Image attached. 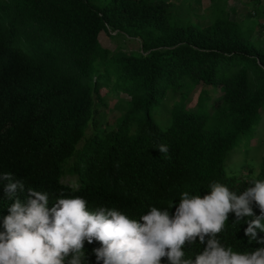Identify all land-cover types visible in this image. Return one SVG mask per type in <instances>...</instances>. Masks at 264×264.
<instances>
[{
    "label": "trees",
    "instance_id": "trees-1",
    "mask_svg": "<svg viewBox=\"0 0 264 264\" xmlns=\"http://www.w3.org/2000/svg\"><path fill=\"white\" fill-rule=\"evenodd\" d=\"M169 8L0 0V264H264V148L257 172L226 164L264 116V46L227 15L169 24ZM110 32L138 50L103 47ZM106 94L122 109L102 121ZM13 182L59 201L31 218L65 222L73 200L82 236L46 252L10 235Z\"/></svg>",
    "mask_w": 264,
    "mask_h": 264
},
{
    "label": "rangeland",
    "instance_id": "rangeland-1",
    "mask_svg": "<svg viewBox=\"0 0 264 264\" xmlns=\"http://www.w3.org/2000/svg\"><path fill=\"white\" fill-rule=\"evenodd\" d=\"M93 4H103L105 0H90ZM165 1L169 4V24L172 22L178 24L193 23L197 26H204L215 16L227 15L230 20L237 21L240 33L250 34L252 39L258 37L259 44L264 46V31L259 33V27L264 24V0H155ZM259 33V35H258ZM98 40L103 47L110 49H119L118 51L127 52L138 50V40L121 37L115 32L110 35L100 33ZM187 97L185 106L191 108L197 103L198 89L191 86H185ZM107 90V89H105ZM108 95V94H106ZM219 95V93H218ZM120 98L128 99L124 94H119ZM197 99V100H196ZM116 102V103H115ZM105 105L100 107L103 111L101 120L118 116L122 109L121 101L110 97H105ZM110 103L113 106H110ZM255 139V140H254ZM264 148V116L260 119L253 133L252 139L247 145L243 144L238 150L228 157L227 166L233 168L234 173L241 175L247 172H257L260 163V157ZM67 177L62 178L66 182Z\"/></svg>",
    "mask_w": 264,
    "mask_h": 264
},
{
    "label": "clouds",
    "instance_id": "clouds-1",
    "mask_svg": "<svg viewBox=\"0 0 264 264\" xmlns=\"http://www.w3.org/2000/svg\"><path fill=\"white\" fill-rule=\"evenodd\" d=\"M66 182H68V178ZM2 191L8 199L3 212L8 233L19 241L28 242L29 244L31 241L35 248L49 252L52 246H61L70 242L72 233L79 237L82 236L83 230L78 225L82 219V214L73 200H70L66 221L62 222L58 217L47 214L31 218L35 212L43 208L59 205V201L56 199H48L47 192L32 191L30 194L24 193L21 195L22 190L19 189L17 182L3 184ZM102 220L107 221L110 219L99 216L96 224H100ZM95 234L99 235L98 230L95 231ZM90 235L94 240L100 241L99 236Z\"/></svg>",
    "mask_w": 264,
    "mask_h": 264
}]
</instances>
